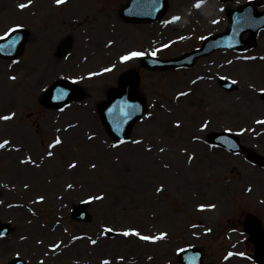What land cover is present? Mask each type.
Instances as JSON below:
<instances>
[{
  "label": "rangeland",
  "instance_id": "374dc122",
  "mask_svg": "<svg viewBox=\"0 0 264 264\" xmlns=\"http://www.w3.org/2000/svg\"><path fill=\"white\" fill-rule=\"evenodd\" d=\"M125 1L68 0L59 7L57 0H0V33L18 21L30 29L23 60L14 63L0 59V143L13 135V131H18L20 138L13 144L23 147L15 152V160H12L13 154L0 153V186L4 188L1 190H6L9 181L10 185H16L11 192L14 198L37 204L36 197H42L45 199L42 203L51 207L48 219L63 223V208L86 195L93 197L95 202L89 206L88 220L76 221L69 217L66 222L73 235L88 232L92 238L72 245L65 255L53 258V262L103 264V258H109L108 264H179L176 247L199 242L205 245V259L210 262L254 264L248 259L253 252L252 245L230 228L248 212L264 220V167L253 165L245 155L211 147L207 134L224 129L240 131L242 141L249 148L264 154V59L245 61L238 50L222 49L207 58L201 57L192 67L143 70L140 89L148 99L149 113L135 127L132 140L115 148L112 137L99 123L100 115L97 117L92 111L95 107H87L86 103L94 104L104 98L108 88L117 85L118 74L123 69L138 65L134 60L120 62V52L129 48L148 52L156 45L169 42L172 45L162 50L160 56L172 57L200 45L203 35L222 31L225 23L218 0H205L206 5L200 9L195 5L197 0H170L168 14L161 21L139 25L125 23L114 13ZM172 17H180L175 25L177 29L167 26L166 33L161 32L162 22ZM111 22L116 26H111ZM102 30L106 33L99 35L97 31ZM67 34L72 36V43L78 35L85 46V37L91 36L89 48L77 46L79 49L75 47L69 59L62 57L52 47V39L55 35L57 44ZM125 35L127 42L123 47L118 46L125 42ZM182 35L185 38L180 41ZM107 38L116 39L114 50L109 54L102 51ZM48 47V52L55 54L54 74L43 72L44 62L48 64L47 55L38 53V49ZM77 51L81 52L78 58L74 56ZM82 51L94 61L79 59ZM241 54L264 57V31L258 47ZM90 72L93 77H87ZM10 75H15L16 79L11 81ZM219 75H229L227 78L235 81L234 86L225 89ZM61 77L78 78L86 95L56 113L42 106L37 97L40 87ZM181 92L187 94L178 97ZM11 114L17 118L14 123L5 119ZM50 132L67 138L63 145L68 148L66 159L45 157ZM138 133L146 139L152 138L149 146L157 149L162 160L155 159L154 150L148 151L146 143L142 146L135 142ZM55 151L58 154V150ZM187 153L194 157L187 159ZM18 154L35 158L42 166L28 170V165H19ZM81 157L86 162L74 173L59 166L60 162L72 160L81 163ZM150 157L154 158V163L149 162ZM52 167L59 171L40 175L44 169ZM83 176L87 178L86 186H83ZM100 194L103 198L95 200ZM200 205L205 209H199ZM0 208L2 219L23 222V209L13 212ZM28 219L27 215L24 220ZM200 221L204 223L200 229L214 227V233L208 236L199 233L203 238L196 241L190 237L189 227ZM34 223L32 220L29 226ZM110 227L125 232L135 229L153 238L140 245L137 237L125 234L110 238L107 236ZM18 228L19 237L27 234L24 228L19 225ZM65 232H56L49 243L66 236ZM101 232H105L107 238L98 242ZM158 234L166 237L153 243ZM40 236V233L35 234L29 248L39 246ZM130 251L132 259L127 256ZM22 252L28 257L31 251Z\"/></svg>",
  "mask_w": 264,
  "mask_h": 264
},
{
  "label": "snow or ice",
  "instance_id": "6c2138e0",
  "mask_svg": "<svg viewBox=\"0 0 264 264\" xmlns=\"http://www.w3.org/2000/svg\"><path fill=\"white\" fill-rule=\"evenodd\" d=\"M66 2V0H57V3L58 4H62V3H65ZM21 8H23V7H25V5H21L20 6ZM13 31H15V29H13ZM138 55H142V53H132L131 54V56H138ZM131 57H124V59L126 60V59H130ZM233 83H235V81L233 82ZM10 117H5V119H9ZM57 143H60V141L59 140H57ZM0 147H3V145H0ZM128 233H125V235H127ZM160 238H162V237H160ZM142 239H149L148 237H142Z\"/></svg>",
  "mask_w": 264,
  "mask_h": 264
},
{
  "label": "bare ground",
  "instance_id": "6f19581e",
  "mask_svg": "<svg viewBox=\"0 0 264 264\" xmlns=\"http://www.w3.org/2000/svg\"><path fill=\"white\" fill-rule=\"evenodd\" d=\"M102 27H103V26H102ZM97 33H98L99 35H103V34L106 33V31H104V30H102V31H97ZM53 66H54V63H51V64L49 65L48 70H49V71L52 70V69H53Z\"/></svg>",
  "mask_w": 264,
  "mask_h": 264
}]
</instances>
